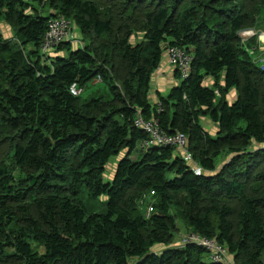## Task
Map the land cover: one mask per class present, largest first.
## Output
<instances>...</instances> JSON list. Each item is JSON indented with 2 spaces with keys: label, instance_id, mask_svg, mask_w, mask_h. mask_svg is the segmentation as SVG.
<instances>
[{
  "label": "trees",
  "instance_id": "1",
  "mask_svg": "<svg viewBox=\"0 0 264 264\" xmlns=\"http://www.w3.org/2000/svg\"><path fill=\"white\" fill-rule=\"evenodd\" d=\"M257 12L264 0H0V21L17 40L0 31V125L15 166L0 161V264H223L195 242L168 247L176 218L224 244L236 264H264V72L237 33ZM56 15L73 22L82 44L42 54ZM130 20L141 23L136 42ZM170 47L191 57V70L182 77L173 68L175 83L151 100ZM97 75L108 99L70 92ZM137 114L184 134L201 174L172 146L139 151L148 136ZM144 190L154 191L147 215L135 200ZM84 195L104 197L103 210Z\"/></svg>",
  "mask_w": 264,
  "mask_h": 264
},
{
  "label": "rangeland",
  "instance_id": "2",
  "mask_svg": "<svg viewBox=\"0 0 264 264\" xmlns=\"http://www.w3.org/2000/svg\"><path fill=\"white\" fill-rule=\"evenodd\" d=\"M47 8H41L39 7L40 11H46ZM250 26L244 27L241 30H239L238 36L240 38V46L245 50V57L249 59L257 68H259L261 71L264 72V12H257L254 14L250 19ZM130 27H131V42H136L142 38V33L140 29V21H129ZM127 30V29H126ZM0 31L3 34L4 37L8 38L12 42H16L17 40L14 37V33L12 28L9 24L5 23L4 21H0ZM74 33L75 37L79 39L75 43V47L82 44V38L80 36V33L76 26H74ZM65 52H62L64 54ZM120 57L115 54L113 55V61L117 66H120V71H123L121 68V61L119 59ZM173 70V66L171 64H168L167 59L164 57L162 63L158 66V68L153 72L152 78H151V88L149 91V97L151 100H155L157 98V94H162L166 96L167 90L169 87L175 83L172 76L169 74ZM210 80V83H212V80ZM207 79V83L209 82ZM116 84H119L117 80ZM218 82L222 83V77L220 76L218 78ZM82 87V92L79 94L82 96V98H89L92 96H102L108 99L109 96V83L106 82L102 77H94L89 82H87ZM264 90V88H262ZM217 95V100L221 98L220 91L218 89L215 90ZM236 92L234 90H230L228 95H226V100L232 101V99L235 97ZM202 123L204 127L209 130V132L212 134L214 132V129L216 127V124L210 120L208 117L202 118ZM9 131L6 130L2 125H0V161H3L8 164L10 169L13 170L15 167L12 162V143L11 139H9ZM4 140V141H2ZM173 147V146H172ZM178 150L179 153H181L182 156V149L179 147H173ZM225 154H223L222 157L217 159V164L221 163L225 159ZM119 159V156L112 157L110 162L107 166L106 173L111 175L113 172V169L115 168L116 162ZM195 161V160H194ZM196 162V161H195ZM194 170V169H193ZM14 173L17 175L19 172L17 169H14ZM201 174V172H200ZM132 192V191H130ZM176 200L179 202L178 207H182L183 205V195L181 192L176 193ZM104 197H101L99 199H91L88 198L86 195L83 196L82 200L87 205V207L91 210L95 211H102L104 208ZM135 200L138 202L139 207L141 208V211L144 215H147V208L145 206V203L148 202L146 198V190H144L141 193L136 194ZM172 212H176V207H173ZM151 213V212H150ZM193 232L190 230V228L179 218H176L175 221V227L172 231V241L168 245V247H175L180 246L188 243L187 241H183V239L188 235V233ZM220 243V242H219ZM164 246L162 245H155L153 248L154 251H160ZM208 252V251H207ZM209 255V253H208ZM210 258V257H209ZM211 260V259H210ZM223 264H236V261L234 260L233 256L230 255L227 251L225 257H224V263Z\"/></svg>",
  "mask_w": 264,
  "mask_h": 264
},
{
  "label": "built area",
  "instance_id": "3",
  "mask_svg": "<svg viewBox=\"0 0 264 264\" xmlns=\"http://www.w3.org/2000/svg\"><path fill=\"white\" fill-rule=\"evenodd\" d=\"M79 41L75 37L73 22L63 15H56L48 19L47 30L43 35V41L40 49L42 54H48L54 50L59 43L69 42L75 45ZM168 64H171L173 68L179 70L182 77L188 76L191 70V57L185 54V52L178 47H170L167 49L166 57ZM98 77H100L98 75ZM70 92L73 95H79L82 91V87L78 86L75 82L69 87ZM135 124L140 129L147 133V138L141 140L137 144L139 151H145L151 146H173L182 149V158L188 162L194 169L196 174H200L201 167L194 161L193 156L189 150L188 138L182 133L169 134L165 132L158 123V120L154 117L144 118L141 114H137L135 117ZM153 190L146 192V198L148 202L145 203L147 212L153 210L152 196ZM187 242H195L204 246L208 251L211 261L224 263V257L227 253V248L224 244L219 243L216 239L200 235L195 232H190L183 239Z\"/></svg>",
  "mask_w": 264,
  "mask_h": 264
},
{
  "label": "crops",
  "instance_id": "4",
  "mask_svg": "<svg viewBox=\"0 0 264 264\" xmlns=\"http://www.w3.org/2000/svg\"><path fill=\"white\" fill-rule=\"evenodd\" d=\"M209 80V79H208ZM209 83H210V80H209Z\"/></svg>",
  "mask_w": 264,
  "mask_h": 264
}]
</instances>
